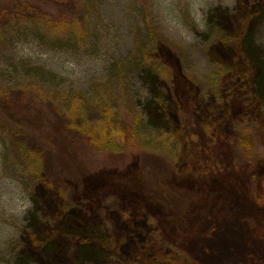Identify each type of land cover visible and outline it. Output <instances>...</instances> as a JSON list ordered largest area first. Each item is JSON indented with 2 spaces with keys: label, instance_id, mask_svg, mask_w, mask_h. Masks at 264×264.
Listing matches in <instances>:
<instances>
[{
  "label": "rangeland",
  "instance_id": "rangeland-1",
  "mask_svg": "<svg viewBox=\"0 0 264 264\" xmlns=\"http://www.w3.org/2000/svg\"><path fill=\"white\" fill-rule=\"evenodd\" d=\"M37 1L50 20L80 25L0 30L6 97L21 107L16 89L30 85L28 115L0 95V119L21 123L42 171L0 135V264H264V0ZM139 48L174 69L157 84L136 66L129 96L115 95L142 113V145H96L72 131L65 146L52 95L82 109L74 93L92 103L95 86ZM214 95L254 146L203 119ZM111 237L122 248L99 242Z\"/></svg>",
  "mask_w": 264,
  "mask_h": 264
},
{
  "label": "trees",
  "instance_id": "trees-1",
  "mask_svg": "<svg viewBox=\"0 0 264 264\" xmlns=\"http://www.w3.org/2000/svg\"><path fill=\"white\" fill-rule=\"evenodd\" d=\"M57 1L65 3L68 0ZM89 3L93 4L92 2ZM91 4L89 5L92 6ZM16 21H23L28 24L39 23L46 28H58L64 32L74 29V27L77 29L80 25L67 22V17L64 14L58 15L55 21L50 20V15L46 7H44V5L42 6V3L37 0H24L22 3L14 6L9 3L2 4L0 8V30H2L5 25ZM68 25L70 26L68 27ZM158 42L159 38L156 34H153L152 38H149V45L151 44V46H157ZM132 60H135L137 63L134 64L135 62H132ZM136 66L145 70L149 74L151 80L157 84L165 82L167 76L174 72V69L170 66L161 52L154 50V48L150 51L139 48L130 56L118 61V65L115 69L108 76L102 78L95 86L96 94L92 103L89 104L87 102V105V103H85L86 101H84L86 98L85 95L74 93L72 100L74 102L79 101L82 105L84 102L82 109L66 107L62 103L65 99H59L58 94L52 95L56 96L55 99L50 98L52 104H60L58 105L60 106L59 108L56 107L58 118L54 121V124L58 125L57 127H59V132L64 138L63 143H65V146L73 147L74 145L72 139L68 135V133L72 131L87 136L96 145H103L107 140L118 141L120 144L127 145L131 148L142 145L147 131V125L144 122L142 113L134 108L128 107L125 111L115 97L116 94L119 95L122 92L129 96V77L131 69H135ZM29 87L30 85L20 84L19 88L16 89L22 101L21 107L13 102V98L9 96L6 97V95L9 94L10 88L5 86L2 80H0V95L5 96L10 106L15 108V110L19 107V110H22L23 114L28 115L29 109L26 101L23 99H25L24 97ZM34 88L36 91L40 90L39 82H36ZM12 90L15 91V89ZM222 99V97L214 95L213 99L208 101V104L203 105V119H208L207 117L209 115L213 116L215 120V130L217 132L223 133L225 136L231 135L235 140L241 138L245 143L249 144V147L254 146L255 142L251 137L241 135L242 128L240 126L237 128V120L233 118L230 108ZM14 105L17 108L14 107ZM16 123L17 122H12L7 119H0V135L11 139L18 148L25 150L24 156L28 163L34 168V173L38 174L40 171V166L38 165L39 151L37 148H31L26 145L25 138L27 136V131L24 132L22 130V126H20L21 123ZM235 128L237 129L236 131ZM40 172L42 173V171ZM219 172L222 176L224 175L222 171ZM223 180L230 183V180L226 178H223ZM257 181V186L264 189V177L259 178ZM256 196L257 201L264 205V190L256 194ZM99 242L103 247L108 246L115 250L122 248V242L119 238H102L99 239Z\"/></svg>",
  "mask_w": 264,
  "mask_h": 264
}]
</instances>
